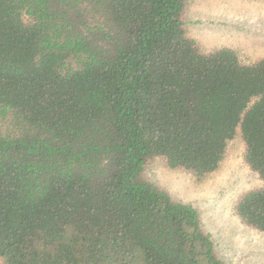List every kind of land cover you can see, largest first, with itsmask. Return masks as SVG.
<instances>
[{"label":"trees","instance_id":"trees-1","mask_svg":"<svg viewBox=\"0 0 264 264\" xmlns=\"http://www.w3.org/2000/svg\"><path fill=\"white\" fill-rule=\"evenodd\" d=\"M187 2L0 0L3 264H227L146 167L203 177L237 133L264 234V57L204 52Z\"/></svg>","mask_w":264,"mask_h":264},{"label":"rangeland","instance_id":"rangeland-1","mask_svg":"<svg viewBox=\"0 0 264 264\" xmlns=\"http://www.w3.org/2000/svg\"><path fill=\"white\" fill-rule=\"evenodd\" d=\"M187 3V35L204 52L228 47L245 64L264 57V0ZM146 173L173 199L189 203L199 211L203 228L225 263L264 264V234L245 225L234 208L242 193L262 185L244 160V143L239 133L228 141L218 168L203 177L170 169L159 158L147 165Z\"/></svg>","mask_w":264,"mask_h":264}]
</instances>
